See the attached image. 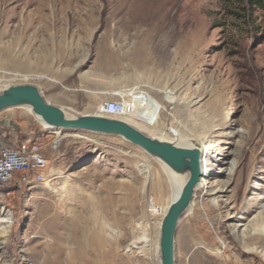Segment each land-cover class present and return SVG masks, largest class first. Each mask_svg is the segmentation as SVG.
<instances>
[{
	"label": "rangeland",
	"instance_id": "374dc122",
	"mask_svg": "<svg viewBox=\"0 0 264 264\" xmlns=\"http://www.w3.org/2000/svg\"><path fill=\"white\" fill-rule=\"evenodd\" d=\"M19 85L70 118H129L162 141L207 142L206 180L228 192L196 193L191 230L205 246L188 247L179 222L174 264H264L246 249L264 251V0H0V93ZM134 89L161 108L154 125L111 95ZM63 135L45 152L44 182L0 189V264H157L130 246L159 239L171 195L162 164L118 136ZM0 137L48 140L26 107L0 112ZM235 225L255 234L238 238Z\"/></svg>",
	"mask_w": 264,
	"mask_h": 264
},
{
	"label": "water",
	"instance_id": "95a60500",
	"mask_svg": "<svg viewBox=\"0 0 264 264\" xmlns=\"http://www.w3.org/2000/svg\"><path fill=\"white\" fill-rule=\"evenodd\" d=\"M18 107L30 108L38 120L53 129L118 136L166 165L172 172L188 174L187 181L178 197L167 208L159 227L160 264H174L175 234L179 219L189 206L195 186L202 175V149L178 147L149 137L128 123L111 117L81 115L70 118L62 108L47 102L32 85L8 86L0 93V112Z\"/></svg>",
	"mask_w": 264,
	"mask_h": 264
},
{
	"label": "bare ground",
	"instance_id": "6f19581e",
	"mask_svg": "<svg viewBox=\"0 0 264 264\" xmlns=\"http://www.w3.org/2000/svg\"><path fill=\"white\" fill-rule=\"evenodd\" d=\"M111 95H119L120 98L126 97L128 99V103H127V105L125 104L126 109L124 111L133 115V116H136L137 118H139L143 122L148 123L149 125H154V121L156 120L155 119L156 115L158 113L159 114L161 113L160 107L156 106V104L153 102L151 103L149 101L150 98L145 93L138 91L136 89H134L132 91H130V90L120 91L117 93H112ZM166 102H168L170 105L174 104V100L171 99L170 96H168L166 98ZM135 105H139V106L141 105V110H139V109L136 110ZM26 108H27L28 112H31L30 108H28V107H26ZM111 108L115 109L116 107L111 106ZM119 120H122V121L128 123L129 125H131L135 129H137V130L141 131L142 133H144L145 135H147L146 131H145L146 129L135 124L133 122L134 120L132 121L129 118L128 119L119 118ZM42 126L45 128H50V127H47L46 125H44L43 123H42ZM147 136L152 137L149 134ZM152 138H155V137H152ZM158 140H160V139H158ZM170 143H172V142H170ZM176 146L184 147V148H190V147H188L189 145L186 143V140L179 141L178 144H176ZM208 148H209V145L207 144V142L204 143V145L202 146V152L204 154L203 155V163H202V175H201L199 183L195 186V189L193 192V197L191 199L189 206L187 207V209L185 210V212L181 215V217L179 219V222L184 221V225H183V230H184V235H185L184 241L188 247L190 246V244L192 245L194 243L196 245H198V244L203 245V243L199 242L195 238V235L191 230L192 224L195 222H199L201 220V216L197 210L198 207L196 208V205H195L196 193L202 192L204 194V196H214L216 199H219L222 197L223 194H226L228 192V186L229 185L227 186L226 182H221L219 180H216V178H214V179L211 178L210 180H206L207 179L206 174L208 173V168L206 167V165H207V163L209 164V162L207 161V159H208L207 155L209 153ZM210 165H211V163H210ZM146 166H144V168H146ZM162 166H163V171L167 176L168 187H169V190L171 192V195L169 197L170 198L169 202L166 205H164V207L161 210V214H162V218H163L164 215L166 214L167 208L169 207L171 202L174 201L178 197L184 183L188 179V174L180 175V174L172 172L166 165L162 164ZM208 179H209V177H208ZM219 206H220L219 203H217L216 205H210L209 208L212 210H216ZM247 210H249V209H246V208L243 209L244 212ZM239 219H243V217L241 216V217H239ZM1 223H7V220H2ZM160 224H161V222H159L158 228L160 227ZM237 227L238 226L235 225V226H232L231 229H232L233 234H235V233L238 234V238H243L247 232L249 233L248 235L255 234L254 230H249V231L248 230H245V231L242 230L241 232H239ZM258 229H259L258 230L259 235H264V223L262 225L258 226ZM141 243L142 242H137V241L133 242L132 245L130 246V249L143 250L144 248L148 247L149 250L152 252L153 256L155 257V259L157 260V264H160V254H159L158 241H156L154 244H149V240L144 239L143 245L138 246ZM203 246H205V245H203ZM198 248L203 249L204 247L200 246ZM246 249L248 252H257V253L264 254L263 250H259L253 246L247 247ZM208 252L212 253V251H208ZM216 253H220V252H216ZM150 256L151 255H149L148 258L151 260L152 256L151 257Z\"/></svg>",
	"mask_w": 264,
	"mask_h": 264
},
{
	"label": "built area",
	"instance_id": "2783aa9c",
	"mask_svg": "<svg viewBox=\"0 0 264 264\" xmlns=\"http://www.w3.org/2000/svg\"><path fill=\"white\" fill-rule=\"evenodd\" d=\"M48 140L25 139L13 146L0 145V189L7 186L15 188L29 187L45 181L48 168L46 151L56 152L63 140V130L45 128ZM157 206L152 199L148 202V211Z\"/></svg>",
	"mask_w": 264,
	"mask_h": 264
},
{
	"label": "crops",
	"instance_id": "0c3cea01",
	"mask_svg": "<svg viewBox=\"0 0 264 264\" xmlns=\"http://www.w3.org/2000/svg\"><path fill=\"white\" fill-rule=\"evenodd\" d=\"M1 138V137H0Z\"/></svg>",
	"mask_w": 264,
	"mask_h": 264
}]
</instances>
